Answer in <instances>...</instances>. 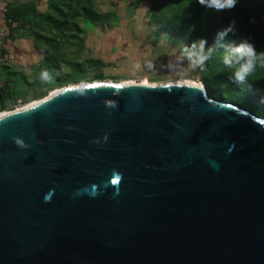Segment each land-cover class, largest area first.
<instances>
[{
  "label": "water",
  "instance_id": "1",
  "mask_svg": "<svg viewBox=\"0 0 264 264\" xmlns=\"http://www.w3.org/2000/svg\"><path fill=\"white\" fill-rule=\"evenodd\" d=\"M0 264H264V119L108 82L0 118Z\"/></svg>",
  "mask_w": 264,
  "mask_h": 264
},
{
  "label": "rangeland",
  "instance_id": "2",
  "mask_svg": "<svg viewBox=\"0 0 264 264\" xmlns=\"http://www.w3.org/2000/svg\"><path fill=\"white\" fill-rule=\"evenodd\" d=\"M50 1L0 0L6 32L14 38L23 36L25 43L12 47L14 55L7 59L6 79L0 87L5 89L6 98L0 112L16 110L71 85L97 82L195 81L202 83L207 92V83L217 91L226 88L207 67L203 71L192 69L181 51L187 41L160 27L158 15L170 13L176 6L169 0H81L87 9L77 19L80 30L73 27L54 34L45 31L46 36L53 38L45 46L36 41L35 29L28 21L8 29L7 11L27 4L29 12L45 14L50 11ZM170 62L175 70L169 67ZM44 70L50 72L51 80L41 79ZM209 96L226 101L221 95ZM240 98L243 106L233 103L264 119V92Z\"/></svg>",
  "mask_w": 264,
  "mask_h": 264
},
{
  "label": "trees",
  "instance_id": "3",
  "mask_svg": "<svg viewBox=\"0 0 264 264\" xmlns=\"http://www.w3.org/2000/svg\"><path fill=\"white\" fill-rule=\"evenodd\" d=\"M176 4L169 12L158 15L160 27L174 36L183 37L188 44L206 37L211 45L217 40L218 30L225 29L235 22V31H229L217 44L216 51L207 62L209 73H214L217 80L226 85L224 90H215L207 83L209 95H221L227 102L244 105L242 96L264 92V64L257 61L255 71L243 84L230 77L239 68V63L233 62L231 66L224 64L228 45L239 43L249 38L257 50H264V0H237L234 6H210L208 0H169ZM23 7L7 11L5 22L8 29L15 24L22 25L28 21L35 29L36 41L45 46L51 36L45 31L54 34L64 29L75 28L80 30L77 19L82 11L87 9L81 0H51L48 13L29 12L27 4ZM73 28V29H74ZM52 38V37H51ZM53 40V38H52ZM207 81L206 78H204ZM239 95V96H238ZM6 98L4 88H0V101L3 104ZM225 101V100H224ZM233 103V104H234Z\"/></svg>",
  "mask_w": 264,
  "mask_h": 264
},
{
  "label": "clouds",
  "instance_id": "4",
  "mask_svg": "<svg viewBox=\"0 0 264 264\" xmlns=\"http://www.w3.org/2000/svg\"><path fill=\"white\" fill-rule=\"evenodd\" d=\"M204 2L205 0H201V3ZM236 2L237 0H208L210 6L217 7L225 5L234 6ZM234 25L235 22L233 21L227 28L218 30L217 40L211 45L208 43L206 37H201L198 41H193L191 44L182 45L181 51L189 60L192 69L199 68L203 71L206 68L207 62L216 51L220 39L226 36L229 31H235ZM257 61L264 64V50H257L254 43L249 38H244L239 43L229 44L227 54L224 56L225 65L231 66L233 62L239 63L240 66L238 70L235 71L234 77H230V79H234L241 84L247 81L250 75L255 71ZM149 66L151 65L149 64ZM169 67L175 70V65L172 62L169 63ZM41 79L48 81L52 79V76L48 70H44L41 73ZM19 143L22 144L23 142L19 141Z\"/></svg>",
  "mask_w": 264,
  "mask_h": 264
},
{
  "label": "crops",
  "instance_id": "5",
  "mask_svg": "<svg viewBox=\"0 0 264 264\" xmlns=\"http://www.w3.org/2000/svg\"><path fill=\"white\" fill-rule=\"evenodd\" d=\"M1 13L2 12L0 11V87L4 84V81L6 79L5 65L8 64L7 59L14 55L12 47L14 48L15 46L18 47L21 45H25V43H22L23 36H20V38H14L6 32V27L3 24L4 18H1ZM14 41H17V43L11 44ZM1 104L2 103L0 101V105Z\"/></svg>",
  "mask_w": 264,
  "mask_h": 264
},
{
  "label": "bare ground",
  "instance_id": "6",
  "mask_svg": "<svg viewBox=\"0 0 264 264\" xmlns=\"http://www.w3.org/2000/svg\"><path fill=\"white\" fill-rule=\"evenodd\" d=\"M98 83V82H97ZM180 83H184V84H191V85H195V86H200V88L202 89H205L204 85L200 82H195V81H177V82H171V83H166V84H150V83H130V82H126V83H117V84H120V85H127V84H142V85H149V86H161V85H170V84H180ZM92 84V83H91ZM94 84V83H93ZM112 84V83H111ZM72 86V85H71ZM75 86V85H73ZM82 86V85H80ZM66 88V87H65ZM65 88H62V89H59V90H56L54 91L50 96L44 98V99H40L38 101H34L33 103L31 104H28L26 106H23V107H20L16 110H4L2 112H0V118L4 117V116H7V115H10L14 112H21V111H26V110H29L31 108H34L36 106H38L39 104H41L42 102L46 101L48 98H50L51 96L57 94L58 92H60L61 90H64Z\"/></svg>",
  "mask_w": 264,
  "mask_h": 264
}]
</instances>
